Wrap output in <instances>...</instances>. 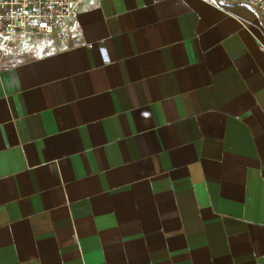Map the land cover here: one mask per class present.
I'll use <instances>...</instances> for the list:
<instances>
[{
	"label": "crops",
	"instance_id": "crops-1",
	"mask_svg": "<svg viewBox=\"0 0 264 264\" xmlns=\"http://www.w3.org/2000/svg\"><path fill=\"white\" fill-rule=\"evenodd\" d=\"M0 36V264H264V21L233 0H78Z\"/></svg>",
	"mask_w": 264,
	"mask_h": 264
},
{
	"label": "built area",
	"instance_id": "built-area-1",
	"mask_svg": "<svg viewBox=\"0 0 264 264\" xmlns=\"http://www.w3.org/2000/svg\"><path fill=\"white\" fill-rule=\"evenodd\" d=\"M233 1L253 8L264 21V0ZM77 3L78 0H0V36H63L65 31L59 25L72 16Z\"/></svg>",
	"mask_w": 264,
	"mask_h": 264
},
{
	"label": "rangeland",
	"instance_id": "rangeland-1",
	"mask_svg": "<svg viewBox=\"0 0 264 264\" xmlns=\"http://www.w3.org/2000/svg\"><path fill=\"white\" fill-rule=\"evenodd\" d=\"M36 36L41 37L40 35H36Z\"/></svg>",
	"mask_w": 264,
	"mask_h": 264
}]
</instances>
